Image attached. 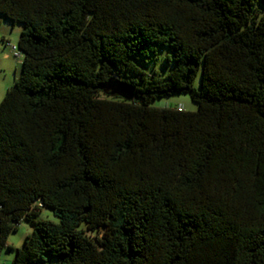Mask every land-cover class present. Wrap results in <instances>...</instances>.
<instances>
[{"label": "trees", "instance_id": "1", "mask_svg": "<svg viewBox=\"0 0 264 264\" xmlns=\"http://www.w3.org/2000/svg\"><path fill=\"white\" fill-rule=\"evenodd\" d=\"M0 17L23 56L0 102V253L25 218L13 264H264V0H0ZM164 50V75L139 67ZM179 92L195 111L151 105Z\"/></svg>", "mask_w": 264, "mask_h": 264}, {"label": "rangeland", "instance_id": "2", "mask_svg": "<svg viewBox=\"0 0 264 264\" xmlns=\"http://www.w3.org/2000/svg\"><path fill=\"white\" fill-rule=\"evenodd\" d=\"M0 102L6 94V91L14 83L16 77L20 74L22 68V53L19 57L15 55L12 46L16 47V51L20 50L17 47V41L22 29V24L19 22L13 23L11 20L0 17ZM163 53L159 58H150L145 62H138L140 68L147 72L154 70L164 75L172 68L173 64H167L163 59ZM200 72L196 75L194 85L198 87L200 82ZM151 105L158 108H173L183 109L186 111H195L197 103L194 102L189 93L179 92L171 93L154 98ZM32 219H48L53 222H58L59 218L54 213L53 209L47 206H38L37 214L32 216ZM33 223L30 219H22L17 225V228L8 236L7 245L4 246L0 253L1 264H13L14 249L22 246L25 236L32 231ZM50 264H56V257L47 256Z\"/></svg>", "mask_w": 264, "mask_h": 264}, {"label": "water", "instance_id": "3", "mask_svg": "<svg viewBox=\"0 0 264 264\" xmlns=\"http://www.w3.org/2000/svg\"><path fill=\"white\" fill-rule=\"evenodd\" d=\"M105 88L110 90V94L112 95H119L126 99L133 98V87L123 81H109L105 85Z\"/></svg>", "mask_w": 264, "mask_h": 264}, {"label": "built area", "instance_id": "4", "mask_svg": "<svg viewBox=\"0 0 264 264\" xmlns=\"http://www.w3.org/2000/svg\"><path fill=\"white\" fill-rule=\"evenodd\" d=\"M12 48H13V50L15 52V55L17 57H19L21 55V53L19 51H16V47L15 46H12ZM38 206H43V204L42 203H38Z\"/></svg>", "mask_w": 264, "mask_h": 264}]
</instances>
